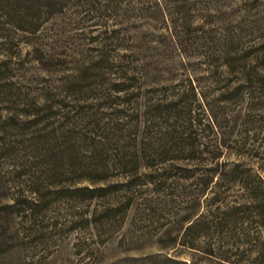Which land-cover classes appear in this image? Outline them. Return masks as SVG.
<instances>
[{
	"label": "rangeland",
	"instance_id": "obj_1",
	"mask_svg": "<svg viewBox=\"0 0 264 264\" xmlns=\"http://www.w3.org/2000/svg\"><path fill=\"white\" fill-rule=\"evenodd\" d=\"M0 264H264V0H0Z\"/></svg>",
	"mask_w": 264,
	"mask_h": 264
}]
</instances>
